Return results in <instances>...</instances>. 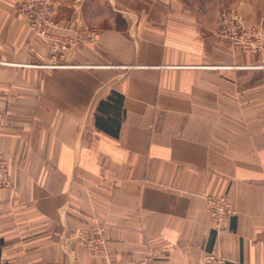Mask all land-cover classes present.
<instances>
[{
	"label": "crops",
	"instance_id": "obj_1",
	"mask_svg": "<svg viewBox=\"0 0 264 264\" xmlns=\"http://www.w3.org/2000/svg\"><path fill=\"white\" fill-rule=\"evenodd\" d=\"M54 1L41 37L0 0V260L264 264V46L219 35L220 0ZM94 224L103 255L70 238Z\"/></svg>",
	"mask_w": 264,
	"mask_h": 264
},
{
	"label": "built area",
	"instance_id": "obj_2",
	"mask_svg": "<svg viewBox=\"0 0 264 264\" xmlns=\"http://www.w3.org/2000/svg\"><path fill=\"white\" fill-rule=\"evenodd\" d=\"M16 4L20 6L21 11H24L28 15L29 27L41 37H46L54 0H16ZM233 21L234 18L231 16L229 10L220 9L217 13L218 29L224 36L232 39L234 38V34L240 32V25L238 27L233 26ZM68 43H72V40H68ZM55 48L56 46H54V50ZM1 120L2 117L0 115V122ZM10 188L9 163L0 152V191ZM205 208L215 230L220 228L223 220L227 216L235 214L230 201L224 196H205ZM70 238L81 244L91 254L103 255L105 252V236L103 228L99 224H94L89 228L72 232ZM203 261L205 264L225 263L224 257L215 251L206 253L203 256ZM0 264L4 263L0 260ZM130 264H154V260L150 256H144L132 261Z\"/></svg>",
	"mask_w": 264,
	"mask_h": 264
},
{
	"label": "rangeland",
	"instance_id": "obj_3",
	"mask_svg": "<svg viewBox=\"0 0 264 264\" xmlns=\"http://www.w3.org/2000/svg\"><path fill=\"white\" fill-rule=\"evenodd\" d=\"M228 1V0H227ZM226 0L219 1V10L225 9L231 12V16L234 18L232 22L233 26L238 27L240 25V32L234 34V38L224 36L220 30L218 31L219 35L225 38L233 40L235 43H243L242 46H245L248 50L257 51L261 46H264V28L263 30L258 29L254 25H248L246 23V18L244 12L240 9L241 6H251L258 9H261L260 17H264V0H231V3H227ZM55 2V1H54ZM218 10V12H219ZM253 19L257 16V13H251L249 15ZM232 19V18H231ZM257 25V24H255ZM263 27V26H262ZM261 28V27H260ZM236 36V37H235Z\"/></svg>",
	"mask_w": 264,
	"mask_h": 264
}]
</instances>
